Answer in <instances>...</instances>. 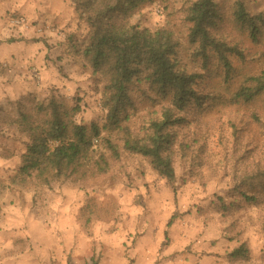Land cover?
Segmentation results:
<instances>
[{"label": "rangeland", "instance_id": "1", "mask_svg": "<svg viewBox=\"0 0 264 264\" xmlns=\"http://www.w3.org/2000/svg\"><path fill=\"white\" fill-rule=\"evenodd\" d=\"M193 1L149 4L132 20L151 31L173 28L183 45L179 61L190 72L198 65L190 57L183 11ZM215 1L226 14L225 33L233 32L231 8L238 0ZM241 1L253 12L264 13V0ZM4 19L5 27H0V264H238L229 253L242 242L251 249L247 264H264V230L256 208L230 217L218 209L220 196L233 200L230 178L220 169L218 143H226L220 135L228 136L230 122L241 123L237 114L215 118L210 157L204 158L203 166L192 159L176 162L177 195L138 157H124L106 177L86 182L65 179L51 188L21 176L28 139L17 127L5 124V118L55 94L71 105L80 104L78 121L103 124V82L76 53L75 46L86 42L89 30L73 0H10ZM206 131L191 123L182 135L188 141L197 133L205 136Z\"/></svg>", "mask_w": 264, "mask_h": 264}, {"label": "trees", "instance_id": "2", "mask_svg": "<svg viewBox=\"0 0 264 264\" xmlns=\"http://www.w3.org/2000/svg\"><path fill=\"white\" fill-rule=\"evenodd\" d=\"M73 2L89 30L76 53L102 79L106 119L103 124L80 122V104L55 94L18 109L5 124L28 139L19 174L51 188L65 179L106 177L124 157H138L177 195L176 162L192 159L203 166L210 157L215 118L237 114L241 123L230 122L228 136L220 135L226 143H218L220 169L233 187V200L220 196L218 209L230 217L256 208L264 230V13L236 1L234 31L225 33L226 14L215 0L191 2L183 13L198 70L190 72L179 61L183 45L173 28L151 31L132 22L147 5L167 0ZM191 123L205 128L206 135L197 133L187 141L182 132ZM250 255L242 242L229 258L247 264Z\"/></svg>", "mask_w": 264, "mask_h": 264}, {"label": "crops", "instance_id": "3", "mask_svg": "<svg viewBox=\"0 0 264 264\" xmlns=\"http://www.w3.org/2000/svg\"><path fill=\"white\" fill-rule=\"evenodd\" d=\"M9 12H10V0H0V27L2 29L5 27V19H4V17Z\"/></svg>", "mask_w": 264, "mask_h": 264}]
</instances>
